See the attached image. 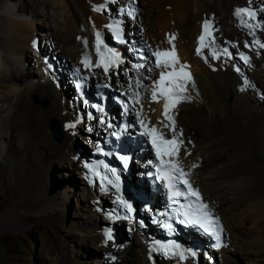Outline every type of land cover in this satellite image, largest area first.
Instances as JSON below:
<instances>
[{
  "label": "bare ground",
  "instance_id": "6f19581e",
  "mask_svg": "<svg viewBox=\"0 0 264 264\" xmlns=\"http://www.w3.org/2000/svg\"><path fill=\"white\" fill-rule=\"evenodd\" d=\"M89 2L84 0L82 4V0H78L77 3V14L74 17L81 26L78 41L73 42L69 32L61 31L60 40L53 48V57L47 55L44 61L40 59L39 70L42 74L39 78L28 68H21L25 66L22 55L40 51L33 39L34 27L25 20L0 13V183L11 185L17 176L24 184L30 183V188L26 185L29 198L24 205V212L30 217H52V213L56 214L59 210L60 197L50 196V199H46L49 194L46 188L39 190L41 185L36 179L39 175L38 166L44 167L46 159L51 160L50 157L68 159L73 166L80 165L77 183L74 182L73 187L82 195L98 199L103 197L102 201L97 202L94 213L83 217L79 225L80 232L77 233L80 242L92 240L98 244V251L110 254L109 259L105 254L100 263L111 262V256L133 253L137 256L129 258V264H197L202 256L212 264H226L224 257L238 256L242 250L243 246L237 243L242 236L241 229L251 224V220L264 217V97L260 96H264V86L259 87L256 83L264 78V47H261L264 44V0H165L167 23L175 18L178 21L177 33L181 36L178 47L181 45V51L175 53L176 63L169 64L168 69L158 65L160 74H157L156 83L160 84L161 73L172 72L176 66H186L184 71L190 73L191 77L187 81H176L183 84V90H176L184 98L174 99V107L171 106L172 101H168V117L171 119L164 115L166 100L159 92L160 85L159 93L150 88L143 95L142 88L128 77L130 70L125 68L123 62L127 63L132 58L120 56L119 51L113 52L107 47L105 49L102 42L99 46L101 55L97 54V37L93 29L96 23L85 10ZM7 3L17 6L21 16L27 9H35V17L40 15L36 1L0 0V9ZM54 3L62 12L71 10L67 1L64 4L60 1ZM191 7L196 16L188 26ZM240 9L246 11L237 14ZM130 12L135 13L133 7L127 8V13ZM121 13L119 11V17ZM118 23L119 20L110 21L108 26L112 37L120 45L124 33L120 41L123 28ZM206 23L209 26L207 33L204 27ZM40 25V28L44 27ZM172 26L167 25V32ZM134 33L138 45L134 49L145 50L138 29ZM201 35L205 36L203 46L199 40ZM217 38H222L224 44L217 42ZM182 40L190 42L191 46L182 45ZM168 47L172 50L178 48L172 45ZM197 48H200L199 54ZM59 53L62 58L74 62L73 65L66 63L70 80L72 67H80L98 83L112 87L115 78V84L122 92L141 97L142 100H137V104L142 101L143 104L133 111L140 121V129L149 132L155 128L156 132H162L166 138L175 139V146H178L175 154H164L162 158L179 162L207 204L220 216L225 238L219 247L210 250L209 245L205 244L199 251L195 244L199 241L187 242L189 247L185 246L179 258L169 260L150 256L155 245L153 237L148 232L139 231V227L145 225L146 221L142 220L139 224L127 221L112 209L111 194L114 187L104 186L97 176H88L85 170L90 151L87 157L84 155L85 150L72 146L73 137L81 133L84 135V144L91 148L100 140L103 131L109 130L110 123L106 121L107 116L95 115L93 120L85 118L75 101L74 89L70 93L66 82L58 79V75L67 72L63 59L60 58L61 62L58 60ZM105 63L108 64L107 71ZM138 65L134 63L132 66ZM141 65L152 73L149 62ZM175 70L179 72L180 69ZM164 84L167 87L170 85L168 80ZM154 91L156 99H153ZM33 95L48 99L50 105L41 108L34 104ZM52 121H56L61 128L60 142H63L59 145L54 144L48 130ZM1 144L5 147L2 148ZM172 147L174 145L169 150ZM65 188L69 190L64 189L65 192L71 191V188ZM125 224L129 231L127 236L132 241L118 245L113 242L114 232L111 228ZM98 229H101L100 233H97ZM68 236L73 241L78 239L76 233ZM216 253L221 254L222 259L218 260Z\"/></svg>",
  "mask_w": 264,
  "mask_h": 264
},
{
  "label": "rangeland",
  "instance_id": "374dc122",
  "mask_svg": "<svg viewBox=\"0 0 264 264\" xmlns=\"http://www.w3.org/2000/svg\"><path fill=\"white\" fill-rule=\"evenodd\" d=\"M30 1H36V7L40 14L37 17H35V15L33 16L35 9H32V11L27 9L26 13L21 16L17 12L18 7L11 5V3L5 4L4 8L0 9V13H5L11 17L25 20L30 23L32 27H34L33 29L35 33L33 39L37 45H39L40 51L37 53L31 52L30 54L24 56L22 55L23 58H21L25 66L21 68L23 70L28 68L34 76L39 78V75L42 74V71L39 70L40 59L46 58L47 55L52 56L55 43L60 40L61 31L69 32L70 38L73 42L78 41L81 26L79 21H77V18L74 17L78 0ZM55 1H60L61 4H64L67 1L70 6L69 10L71 9L70 12H68L67 9L64 12L60 11L54 3ZM83 1L84 0H82V4ZM130 7L134 8L135 13H127V8ZM85 10L89 18L96 23L93 28L95 35L97 37V33L99 34V41L102 42L105 49L107 47L113 52L119 51L120 56L126 55L128 59L132 58V60H128L127 63H123L125 68L130 70L127 73L128 77L134 82V84L139 85L142 88V94H146L150 88L159 93L160 91L158 87L160 84L156 83V78L160 72L157 67L160 65L161 68L164 69L166 65L158 62V58L154 55V53L158 51L170 52V50L174 53L181 51V45L178 47L181 40L180 34L177 33V30L179 29L177 28L178 21L177 18H175L174 21H169L167 23L168 18L165 0H90V2L87 3ZM119 11L122 12L120 16L121 18L119 17ZM136 13H138V16ZM188 15L189 26L191 19L196 16V13L193 11V7L189 9ZM115 19L119 20L118 24L123 28V31L120 32L119 40L121 41L123 33V37L125 38V40L123 38V43L119 42L120 45L117 44L112 37L108 26V22L116 21ZM135 19V24H133ZM40 24L44 25V27L40 28ZM167 25H173L170 27L168 32ZM92 26H94V24H92ZM137 29L141 34L142 42L145 46L144 49L151 52L153 55L152 60L149 62L152 68V73L141 64L138 65H141L140 67L132 66L134 63H138L132 62L134 55L129 56L130 48L128 45L130 40L136 39L134 30ZM170 31H172V33L168 34ZM182 36L185 37L184 34H182ZM48 40L50 41L48 42ZM181 42H183L182 45L191 46L190 42H184V40ZM217 42L224 44V40L222 38H217ZM168 45L178 48L177 50L173 49V51L168 47ZM60 58H62L61 53H59L58 56V60L61 62ZM34 59H36V62ZM62 59L67 72L64 71L63 74L61 73L62 75H58V79L65 81L69 88V92L72 93L71 91L73 87L71 80L68 77L69 72L66 63L73 65L74 62L70 61V59L68 60L66 57H63ZM166 59L170 60L171 57L159 58L160 61ZM42 61H44V59ZM43 63L45 64V62ZM72 65H70L69 68H71ZM167 66L166 68L168 69L169 66ZM178 68L181 69L177 66L175 69ZM56 69H58V66H56ZM52 75H54V73H52ZM263 79L256 81L259 87L261 85L264 86ZM164 85L167 87V84ZM111 86L118 89L115 84V78L114 83H112ZM1 93L5 94L4 91H1ZM260 94H262V91ZM260 96L264 97L262 95ZM140 100H142L141 97ZM188 100H190V98ZM33 103L41 108H47L50 105V101L48 99H42L38 95H33ZM142 104L143 101L138 104V108H140ZM83 137L84 135L81 133L74 136L72 146L75 149H80L82 151L85 150L86 153L84 155L88 157V153L91 148L84 144L85 140ZM52 141L55 145H59L63 142H56L53 139V135ZM191 145L194 146V143ZM4 147L5 145L2 148ZM50 158L52 163L50 159H46L44 167L38 166L39 175L36 176V179L39 180V184L41 185L39 190L46 188V191L49 192V194L46 192V199H50V196L60 197V205L58 207L59 210L56 214L52 213V217L46 218L45 215L30 217L24 212V205L29 198L26 185H29L30 188V183L24 184L18 176L11 185L0 183V264H102L100 263L102 260L101 258L105 257L106 252L98 251V244L92 240L80 242L79 235H77V233L80 232L79 225H81L83 217L85 218L93 214L95 209H97V202L102 201L103 197L100 196L98 199L87 196V194L82 195L77 188L73 187V183H77V177L80 173V170L78 169V166H80L79 164H77V166H73L68 159L60 160V158ZM0 160H2V158H0ZM31 187H33V185ZM65 187L71 188V191L65 192V190H68ZM24 188L26 190H24ZM106 202L108 203V198ZM250 222L251 224L248 223L246 227L241 229L242 231L240 232V236L242 235V238L240 237L237 240V243H240L241 246H243L241 248L242 250L239 252L240 254L238 256H229V258L224 257L226 264H264V217L263 219L260 218L257 220H251ZM111 229H113L114 232V243L121 245L132 241V239H129L127 236V232H129L127 224L124 226L116 225ZM100 232L101 229H98L97 233ZM73 233H76V237L78 238L74 241L68 236V234ZM228 237L229 233L227 235V240L229 239ZM108 256H110V254H106L107 259H109ZM136 256L137 255L133 253H128L127 255L124 254L123 256H111L110 258H112V261L108 263L103 262V264H129L128 259ZM216 257L220 260L223 256L216 253ZM198 263L212 264L209 260L207 261L204 256L200 258V262L198 260Z\"/></svg>",
  "mask_w": 264,
  "mask_h": 264
},
{
  "label": "snow or ice",
  "instance_id": "6c2138e0",
  "mask_svg": "<svg viewBox=\"0 0 264 264\" xmlns=\"http://www.w3.org/2000/svg\"><path fill=\"white\" fill-rule=\"evenodd\" d=\"M242 11H246V10L240 9V10L237 11V14H239ZM248 14L251 15V13H248ZM204 27H205V33H207V29L209 27L208 24L206 23L204 25ZM204 39H205V36L201 35L200 38H199L201 46H203ZM99 46H100L99 34H97V54L101 55V53L99 51ZM261 47H264V44H262ZM199 53H200V48H197V54H199ZM154 55L157 56L158 62L163 63L166 66L169 65V64H175L176 63V57H175V53L174 52H159L158 51V52L154 53ZM160 57H171V59L170 60L166 59V60L160 61L159 60ZM102 62H103V57H102ZM84 63L87 66V62L84 61ZM97 66H99V64ZM104 67H105V71H107L108 64L105 63ZM184 67H186V66L181 67L179 72H177L174 69L172 72H169V73H161V76H160V93H161V95H163L165 97V100H166V102L164 103V115L166 117H168V110H169V107H170V104H169L168 101L171 100L172 101L171 106H173V107L175 106V100L171 97L170 94L177 88L180 89V90H183V84L176 83V81L179 80V79H183V80L187 81V80H189L191 78L190 77V73L184 71ZM165 80L169 81V84L171 85L170 87H165L164 86ZM153 99H156V92L155 91L153 92ZM168 119H171V117H168ZM148 134L150 136H152V143H153V146L156 147L157 157L161 158V162L162 163L164 162L163 158H162V156L164 154H166V155H174L175 154L176 147H178V146H175V141L174 140H166V139H164L163 135L162 134H158L156 132L155 128L150 129ZM158 141H159V143H158ZM162 145H174V147H172L170 150L166 149L165 152L162 154V151H161V146ZM171 171L172 172L179 171L180 174H181V177L183 175H185L183 173V171L181 169H179L177 165H174V164L172 165ZM165 178H167V179H175L176 177L174 175H167V176L162 175L161 176V179H165ZM183 183L188 187V194L192 195V196H195L197 201H198L200 199L199 193L196 192L195 190H193L191 188V186L188 185V182L186 180L183 181ZM169 187H171V185H169ZM182 194L183 193H181V192H177L176 193L177 196L182 195ZM205 207L206 206L203 205V204L198 205L199 209H203ZM185 215H188V213H185ZM207 215H208L207 213H203V217H207ZM192 222L193 223H199L200 226L205 229V231L209 230L208 223H211V221H209L208 223H205L199 213H197L196 218L193 219ZM217 239H219V237H217Z\"/></svg>",
  "mask_w": 264,
  "mask_h": 264
},
{
  "label": "water",
  "instance_id": "95a60500",
  "mask_svg": "<svg viewBox=\"0 0 264 264\" xmlns=\"http://www.w3.org/2000/svg\"><path fill=\"white\" fill-rule=\"evenodd\" d=\"M49 131L53 135V139L56 142H60L62 140L61 128L60 125L56 121H52L49 124Z\"/></svg>",
  "mask_w": 264,
  "mask_h": 264
},
{
  "label": "clouds",
  "instance_id": "9594fccd",
  "mask_svg": "<svg viewBox=\"0 0 264 264\" xmlns=\"http://www.w3.org/2000/svg\"><path fill=\"white\" fill-rule=\"evenodd\" d=\"M77 68H79L80 69V67H77ZM81 70V69H80ZM82 71V70H81ZM84 72V71H83Z\"/></svg>",
  "mask_w": 264,
  "mask_h": 264
}]
</instances>
